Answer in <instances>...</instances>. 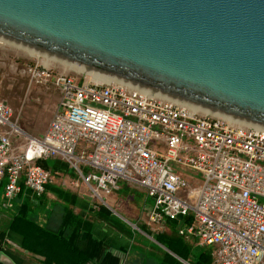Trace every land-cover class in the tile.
<instances>
[{
	"label": "built area",
	"instance_id": "1",
	"mask_svg": "<svg viewBox=\"0 0 264 264\" xmlns=\"http://www.w3.org/2000/svg\"><path fill=\"white\" fill-rule=\"evenodd\" d=\"M22 71L31 83L52 85L59 100L44 132L20 147L12 109L0 100L8 204L24 189L43 195L53 179L38 162L58 159L77 174L71 186L96 196L119 182L144 191L148 221L159 229L190 218L178 233L212 247L213 264H264V132L117 82L51 75L38 64Z\"/></svg>",
	"mask_w": 264,
	"mask_h": 264
},
{
	"label": "water",
	"instance_id": "2",
	"mask_svg": "<svg viewBox=\"0 0 264 264\" xmlns=\"http://www.w3.org/2000/svg\"><path fill=\"white\" fill-rule=\"evenodd\" d=\"M0 41L264 132V0H0Z\"/></svg>",
	"mask_w": 264,
	"mask_h": 264
},
{
	"label": "crops",
	"instance_id": "3",
	"mask_svg": "<svg viewBox=\"0 0 264 264\" xmlns=\"http://www.w3.org/2000/svg\"><path fill=\"white\" fill-rule=\"evenodd\" d=\"M60 162L54 159L51 166H59V164L64 166ZM51 184L48 185L49 188L46 187L40 198L24 189L17 197L18 199L11 201L10 204L5 202L2 193L3 206L13 211L10 216L0 219L2 220L0 221V264H43L44 262L42 255L22 249L21 236L9 230L12 218L22 213L42 228L63 237L80 253L88 256L89 259L83 264H166L169 255L179 257L182 264H213L214 249L212 247L209 253L204 252V248L209 247L202 246L197 237L179 235L180 228L191 224L190 218L167 221L164 224L167 226L168 223H177L174 234L183 240L182 245L176 244L174 246L176 250L172 252L157 241L159 235L171 238L172 230L169 228L168 235L165 233L152 235L151 229L149 230V226L152 225L147 216L150 206L145 205L143 211L146 215L136 217V211H130L132 208L124 204L119 205L116 198L112 196L113 192L119 190V186L105 195V202L98 203L91 199L92 196L89 197L84 193L86 191L90 194L85 185H82L84 189L79 193H65L62 196V193L58 191L62 200L48 199V196L55 195L54 192L57 191L51 187ZM146 199L147 197H145L147 202L148 199ZM115 208L121 211L123 221L114 217ZM187 220L188 223H185ZM152 227L159 229L155 225ZM30 239L33 243L35 242L33 237ZM48 245L54 247L52 241H48ZM43 253L61 264H74L76 261L75 254L66 250H47ZM189 257L193 262L188 259Z\"/></svg>",
	"mask_w": 264,
	"mask_h": 264
},
{
	"label": "rangeland",
	"instance_id": "4",
	"mask_svg": "<svg viewBox=\"0 0 264 264\" xmlns=\"http://www.w3.org/2000/svg\"><path fill=\"white\" fill-rule=\"evenodd\" d=\"M47 60V65L44 63ZM46 67L51 75L57 73H64L69 76L78 78L85 81H90L94 83H105L101 81L97 77H92L90 73L81 72L75 68L68 67L67 65L48 60L46 58L34 55L32 53L23 51L6 43L0 42V100L6 103L13 112V116L11 121L16 123L21 132L16 134V140L14 142V147H20L24 145V139L27 135L32 137H39L44 130L46 129L53 112L57 106L59 100L58 91L50 84L46 85H38L31 83L29 78L23 73V69L28 65H35ZM54 159H48L47 161H40L38 164L49 170L52 174L53 183L51 187L56 189L54 192L55 195L48 196V199L62 200V196L65 193H79L83 191V184H79L78 187H73L70 185L71 181L78 180L77 174L75 171L68 165L61 161L64 166L59 164V166H51ZM58 160V159H57ZM60 161V160H59ZM185 175L189 178H196L201 180V177L193 172L186 171ZM119 190L112 193V196L116 198L117 203L124 204L126 207H131L132 210L136 211L137 216L141 217L146 215L145 205H150V201H145V192L131 188L127 186L125 182L118 183ZM58 191L60 193H58ZM4 192L3 185L0 186V219H5L6 217L12 214V209H7L3 206V198L2 193ZM52 192V191H51ZM88 192H84L87 196H92L93 201L98 203H102L106 201V196L99 192L96 196L89 190ZM18 198L12 200L14 202ZM34 201V200H33ZM6 202V201H5ZM11 201L9 203H12ZM30 202V201H29ZM259 203L264 204V199H259ZM105 206L104 204H102ZM116 213H114V217L120 220H124L121 216V211L118 208L114 209ZM143 213V215H142ZM2 221V220H0ZM141 223V220L139 221ZM153 226V225H152ZM149 226V230L151 234H161L165 233L168 235L170 233L168 226H162L161 229ZM175 240V239H174ZM181 240V239H180ZM183 240H181L182 242ZM154 244V243H153ZM157 244V243H156ZM212 248H204V252L211 251ZM183 256V255H182ZM189 260L192 259L189 257ZM182 264L179 257L176 256H168L166 264ZM193 262V261H192Z\"/></svg>",
	"mask_w": 264,
	"mask_h": 264
},
{
	"label": "trees",
	"instance_id": "5",
	"mask_svg": "<svg viewBox=\"0 0 264 264\" xmlns=\"http://www.w3.org/2000/svg\"><path fill=\"white\" fill-rule=\"evenodd\" d=\"M49 187L50 186H48L47 188ZM41 196L37 198H40ZM185 223H188V220ZM167 226L172 230L173 235L171 236V238H166L164 237V235H159L157 237V241L164 245L168 250L173 252L176 250L174 246L181 243V238L174 234L177 223H168ZM9 230L21 236L22 249L34 254H38L40 256L42 255L44 257L43 264H61L59 262L57 263L49 255L43 253L44 251L55 249L66 250L71 254H75L76 261L74 264H83L89 259L88 256L80 253L72 243L66 241L63 237L42 228L41 226L36 224L29 216L27 217L25 213H22L20 215L17 214L12 218ZM30 237H33L35 239L34 243L33 241H31ZM48 241H52L54 243V247H50L48 245Z\"/></svg>",
	"mask_w": 264,
	"mask_h": 264
},
{
	"label": "bare ground",
	"instance_id": "6",
	"mask_svg": "<svg viewBox=\"0 0 264 264\" xmlns=\"http://www.w3.org/2000/svg\"><path fill=\"white\" fill-rule=\"evenodd\" d=\"M1 42V41H0ZM49 60V59H48ZM46 62L44 63L45 65H47V60H45ZM68 67H70V66H68ZM72 69H73V67H72ZM76 69V68H75ZM77 70H79V69H77ZM79 71H81V72H83L82 70H79ZM89 74V73H88ZM92 77H94V79H95V77H97L98 79H100L101 81H104L105 83H111V82H114V81H111V80H108V79H105V78H102V77H99V76H96V75H93V74H90ZM98 79H95V80H98ZM99 81V80H98ZM196 110V109H195ZM196 111H198V112H200V113H202V114H208V113H205V112H202V111H199V110H196ZM211 115V114H210Z\"/></svg>",
	"mask_w": 264,
	"mask_h": 264
}]
</instances>
